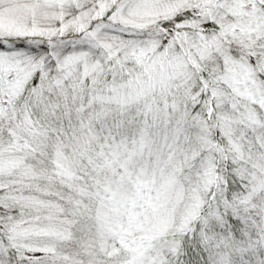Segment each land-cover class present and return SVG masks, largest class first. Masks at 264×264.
Segmentation results:
<instances>
[{"label": "snow or ice", "instance_id": "obj_1", "mask_svg": "<svg viewBox=\"0 0 264 264\" xmlns=\"http://www.w3.org/2000/svg\"><path fill=\"white\" fill-rule=\"evenodd\" d=\"M0 264H264V0H0Z\"/></svg>", "mask_w": 264, "mask_h": 264}]
</instances>
